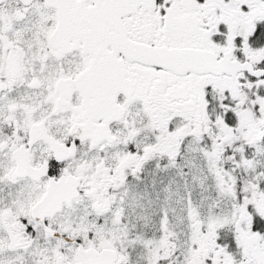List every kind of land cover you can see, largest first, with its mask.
Returning a JSON list of instances; mask_svg holds the SVG:
<instances>
[{
	"label": "snow or ice",
	"instance_id": "obj_1",
	"mask_svg": "<svg viewBox=\"0 0 264 264\" xmlns=\"http://www.w3.org/2000/svg\"><path fill=\"white\" fill-rule=\"evenodd\" d=\"M0 264H264V0H0Z\"/></svg>",
	"mask_w": 264,
	"mask_h": 264
}]
</instances>
